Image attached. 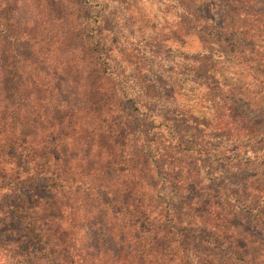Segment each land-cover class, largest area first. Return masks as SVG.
Listing matches in <instances>:
<instances>
[{
	"label": "trees",
	"instance_id": "1",
	"mask_svg": "<svg viewBox=\"0 0 264 264\" xmlns=\"http://www.w3.org/2000/svg\"><path fill=\"white\" fill-rule=\"evenodd\" d=\"M3 1L0 264H264V104L150 39L117 57L97 19L114 0L32 6L23 22ZM168 1L182 37L264 66V0ZM201 6L222 22L206 25ZM55 13L74 45H58Z\"/></svg>",
	"mask_w": 264,
	"mask_h": 264
},
{
	"label": "rangeland",
	"instance_id": "2",
	"mask_svg": "<svg viewBox=\"0 0 264 264\" xmlns=\"http://www.w3.org/2000/svg\"><path fill=\"white\" fill-rule=\"evenodd\" d=\"M173 1L179 4L182 0ZM3 2L8 5V8L21 9V7H24L17 20V22H23L25 18H29L28 14L31 12L29 7L41 6L45 9H56L62 4L63 0H4ZM127 3L130 7L125 9ZM114 4L112 10L101 11L100 17L97 19L102 20V27L106 28L104 31L105 35L109 34V31L113 33L112 36L115 38V51H113V54L117 57L118 51L132 56L140 54L141 51L138 48V44L140 42L142 44L146 43L144 41L150 39L153 42L150 43L151 45L156 44L160 58L165 57L175 62H180L178 58H181L183 65L185 64L184 56L204 58L209 64V74H212L214 79H222L233 85L236 88V96L242 95L252 106L264 104V66L262 64L255 65V62L248 64L249 67L243 66L231 56H226L217 44H202L199 39H194L189 34H187V37H182L184 25L176 18L175 15L177 13L169 8V6H172V2L168 0H114ZM211 6L210 4L207 7ZM203 7L201 6L200 13L207 16L205 21H203L206 25L211 22L212 25H219V21L221 20L222 22V13L216 9L207 12L205 9L203 10ZM97 9L98 7H96ZM85 11L89 12L86 9ZM9 14V12L6 13V16L8 17ZM59 16L58 13H55L44 21H46L48 26L53 27L54 31L62 33L58 45L61 42L64 44L63 38H67V42L69 40L72 41L74 45L75 31L71 29L67 36L63 37L64 32L70 29V23L66 18L61 21L58 20ZM8 22L12 23L10 19ZM37 23L40 24V22ZM43 28L44 32L49 29L47 26H43ZM172 32H178V41L171 36ZM143 56L145 59L149 58L148 54ZM189 64H192L191 61ZM175 66L172 68H175ZM177 95L184 104L191 108L192 113L198 119L201 120L208 117L207 113L201 109L199 94L195 90L178 89Z\"/></svg>",
	"mask_w": 264,
	"mask_h": 264
}]
</instances>
